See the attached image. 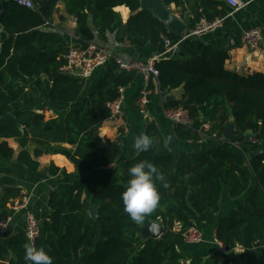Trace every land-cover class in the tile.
Returning a JSON list of instances; mask_svg holds the SVG:
<instances>
[{
    "label": "trees",
    "instance_id": "16d2710c",
    "mask_svg": "<svg viewBox=\"0 0 264 264\" xmlns=\"http://www.w3.org/2000/svg\"><path fill=\"white\" fill-rule=\"evenodd\" d=\"M32 1L34 7L26 8L13 0H0L4 7L0 20V117L11 114L20 126L0 125V165H10L23 174L34 173L41 156L54 146L67 144L84 166L109 169L118 157L120 137H100L97 125L109 120L107 104L118 98L120 88L135 82L137 72L121 70L109 62L93 91L83 94L85 81L60 71L68 50L62 47L61 32L43 27L52 22L55 7L61 2L75 21L74 35L86 42L95 37L106 42L107 34H114L118 43L135 48L151 44L155 52L164 54V38L176 42L183 35L167 32L150 12L139 9V0ZM163 2L187 11L191 27L201 18L211 21L226 15L205 0ZM117 6L130 11L124 23L113 10ZM195 39L181 42L192 51L189 57L166 53L155 62L157 76L150 77L149 89L161 97L182 89L178 101L164 103L165 108L182 106L195 121L191 127L174 125L178 140L210 138L219 144L201 152L182 153L175 159L163 144L156 124L147 122L143 133L153 138V145L127 159V171L121 168L111 180L97 181L87 197L89 178L75 180L67 189L66 200L56 192L49 195L48 214L39 220L40 235L34 246L43 247L53 257V264H186L171 242L181 237L176 225L191 223L199 228L207 211H218L223 188L228 189L231 199L249 192L245 201L215 227V238L225 251L240 247L225 264H264V74L240 75L226 70L228 49L209 44L195 47ZM30 82L42 110L29 108L36 98ZM58 103L69 105L62 120L47 118L44 106ZM14 105H20L19 111H13ZM230 118L238 134L250 131L237 144L222 138ZM203 122L209 124L206 132L200 129ZM10 139L18 146L17 154L8 143ZM252 152L257 155L251 158ZM142 160L154 163L169 187L157 182L161 195L158 207L142 224H136L124 212L121 194L130 178L129 168ZM55 171L58 168L52 165L48 169L51 175ZM20 195L21 190L14 187L0 192V221ZM92 205L98 206L96 222L87 213ZM151 222L161 223L163 235L147 238L139 245L140 229ZM25 245L23 231L10 237L6 247H0V262L26 264Z\"/></svg>",
    "mask_w": 264,
    "mask_h": 264
},
{
    "label": "crops",
    "instance_id": "0c3cea01",
    "mask_svg": "<svg viewBox=\"0 0 264 264\" xmlns=\"http://www.w3.org/2000/svg\"><path fill=\"white\" fill-rule=\"evenodd\" d=\"M205 1L210 6H213L215 10L225 11L226 15L215 17H225L222 26L213 32L197 37L194 41L195 47L201 44H209L217 49H228L229 59L225 62L224 66L230 72L240 75L252 72L264 74V0L249 2L245 7L236 12H232V8L224 0ZM56 8H58V13L56 14L54 11L52 22L43 27V30L60 31L63 37L62 47L84 48L88 41H83L74 35L76 24L73 18L65 12L63 3H58ZM168 8L179 17H181L182 12H187L181 8L176 9L173 4L168 6ZM113 10L120 15L123 23L130 16V11L125 6H117ZM253 28L261 31L263 41L258 49L250 50L242 45L241 36L244 31ZM93 41L107 46L112 53L124 58L147 62L158 57V53L155 52L151 44L135 48L125 43H118L115 40L114 34H107L106 42L99 40L97 37ZM171 54L187 58L192 54V51L187 49L183 43H180ZM104 71L105 67L99 68L85 81L83 94H89L93 91L96 82L104 74ZM143 82V76L137 74L135 82L123 91L124 104L122 114L113 120L103 122L99 128V136L102 138L112 140L120 137L119 154L115 164L111 168L92 170L84 166L77 157L73 156L74 148L67 144L54 146L51 148L50 153L41 156L38 159L39 168L34 173L23 174L10 165H0V192L11 187L19 188L21 194H26L29 198L26 209H20L13 213L9 225V237H0V247H6L10 237L23 231L26 211L33 213L39 220L47 216V200L51 193L56 192L66 200L67 189L71 187L75 180L89 178V186L85 191V197H87L97 181L111 180L113 174H119L121 168L127 171L125 161L138 154L133 148L134 139L144 132L147 122H154L156 124L163 139V144L174 155L175 159L182 153L201 152L215 148L219 144L218 141L210 138L199 142L178 140L173 131L174 125L162 114L164 104L161 102V96L157 93H153L150 97L149 115L140 114L134 99L137 92L142 88ZM181 94L182 89L178 88L170 91L162 98L164 99V103H166L165 98L171 96L173 98L169 102L171 103L178 101ZM68 107L69 105L64 103L44 106L46 114H48L47 118L55 116L59 120H62ZM57 112H59V115ZM229 120L232 119L230 118ZM169 137H171L170 140ZM11 140L14 142L13 139H10L8 143ZM10 146L13 148L15 154H17L19 149L16 142H14V146ZM51 165L58 168V171H55L54 175L48 173ZM63 172L70 174V176H64ZM248 194L249 192H246L239 198L231 199L228 189L223 188L218 211L215 214L207 211L205 213L206 220L199 226L203 238L202 242L196 245L186 244L180 236L175 237L171 241L184 257L186 264H225L227 260L240 251V247H236L230 252L221 250L217 244L214 231L218 221L232 209L241 205ZM191 225V223L179 224L176 225L175 230L182 231ZM144 240L140 235L138 244L142 245ZM4 262L7 264L6 261Z\"/></svg>",
    "mask_w": 264,
    "mask_h": 264
},
{
    "label": "built area",
    "instance_id": "2783aa9c",
    "mask_svg": "<svg viewBox=\"0 0 264 264\" xmlns=\"http://www.w3.org/2000/svg\"><path fill=\"white\" fill-rule=\"evenodd\" d=\"M20 6L26 8H33L34 4L32 0H13ZM227 5L232 8V12L239 11L246 6L249 2L255 0H224ZM225 17L215 18L212 21H208L204 18L199 21L183 34L182 38L176 42L169 38H164L163 44L166 48V53H172L176 46H178L183 40L188 38H197L203 34L213 32L220 28L223 24ZM75 22V21H74ZM263 41V35L260 30L253 28L246 30L242 33L241 43L243 46L250 50L258 49ZM164 54H158L157 58L148 60L147 62L124 58L112 53L109 48L101 43L94 41H88L84 48H68L64 54V64L61 66L60 71L80 78L84 81L88 80L91 75L101 67H104L109 62L115 63L119 69L125 71H136L138 75L143 76V86L139 91V97L136 101L137 108L140 114L149 115L150 97L153 92L149 89L150 77H156L157 71L155 69V62L164 56ZM123 91L124 88L119 89V96L114 101L107 104V108L110 112L109 120H113L122 114L123 110ZM158 94V93H157ZM160 96V94H159ZM161 102L164 104V99L161 97ZM163 116L171 122L173 125H180L184 127L194 126L195 121L190 118L189 113L182 106L176 108H162ZM201 130L207 131L209 124L203 122ZM28 196L21 194L19 198L15 199L9 206V214L4 220L0 221V237H5L6 231L9 229L10 222L12 220L13 213L26 209L28 204ZM23 232L27 239V244L34 245L36 239L40 235V222L39 219L31 212L26 211L24 218ZM181 238L186 244L196 245L202 242V233L200 229L194 225L187 227L181 231ZM217 244L221 250H224L222 244L217 241Z\"/></svg>",
    "mask_w": 264,
    "mask_h": 264
},
{
    "label": "clouds",
    "instance_id": "9594fccd",
    "mask_svg": "<svg viewBox=\"0 0 264 264\" xmlns=\"http://www.w3.org/2000/svg\"><path fill=\"white\" fill-rule=\"evenodd\" d=\"M152 145L153 138L141 133L135 137L133 148L137 153L147 152ZM128 172L130 178L121 194L123 210L134 223L142 224L146 216L158 207L161 199L157 182L163 181L165 188L169 187V183L157 166L148 160L135 163ZM25 261L26 264H53V257L43 247L29 243L25 245Z\"/></svg>",
    "mask_w": 264,
    "mask_h": 264
},
{
    "label": "water",
    "instance_id": "95a60500",
    "mask_svg": "<svg viewBox=\"0 0 264 264\" xmlns=\"http://www.w3.org/2000/svg\"><path fill=\"white\" fill-rule=\"evenodd\" d=\"M3 4L0 5V20L3 13ZM139 9L142 11H148L151 13V15L163 23L165 29L167 32L176 35L181 36L188 29L191 28L192 22L191 17L188 12H183L181 17L173 13L168 6H166L163 2V0H139ZM56 14L58 13V8L55 9ZM91 15V13L89 14ZM61 18V17H59ZM172 97L168 96L165 98V102L169 103L172 101ZM5 123H12L15 124L17 127H20L16 122L14 117L11 114H5L4 116L0 117V125ZM100 124L97 125L98 128H100ZM248 134H250V131L247 130L244 133H237L235 129V125L233 120H229L223 130L222 138L224 141L237 144L239 143L244 137H246ZM257 155V152H252L249 154V157H254ZM97 212H98V206L92 205L88 207L87 213L91 220L97 221ZM163 233V228L161 224L151 222L147 224L146 226H143L140 229V235L144 238H160L161 234ZM9 235V229L5 233V237ZM0 264H6L5 262H0Z\"/></svg>",
    "mask_w": 264,
    "mask_h": 264
},
{
    "label": "rangeland",
    "instance_id": "374dc122",
    "mask_svg": "<svg viewBox=\"0 0 264 264\" xmlns=\"http://www.w3.org/2000/svg\"><path fill=\"white\" fill-rule=\"evenodd\" d=\"M30 84H31V90H32V92L34 93V96H35L36 98H35V102H34L32 105H30L29 108H30L31 110H35V111L40 110V109L42 110L43 105H42L40 99H38V97H37V92L33 90V83L30 82ZM19 106H20V105H14L13 108H12L13 111H14V112L19 111ZM21 109H23V107H21ZM57 114L59 115V112H57ZM45 115H46V117L48 116V114H45ZM14 142H15V141H14ZM14 142H13L12 140L9 141L10 145H12V146H14Z\"/></svg>",
    "mask_w": 264,
    "mask_h": 264
}]
</instances>
